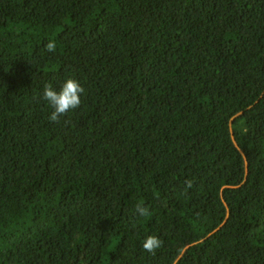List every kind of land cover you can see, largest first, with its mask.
Masks as SVG:
<instances>
[{
	"label": "trees",
	"instance_id": "trees-1",
	"mask_svg": "<svg viewBox=\"0 0 264 264\" xmlns=\"http://www.w3.org/2000/svg\"><path fill=\"white\" fill-rule=\"evenodd\" d=\"M0 264H264V0H0Z\"/></svg>",
	"mask_w": 264,
	"mask_h": 264
},
{
	"label": "clouds",
	"instance_id": "clouds-1",
	"mask_svg": "<svg viewBox=\"0 0 264 264\" xmlns=\"http://www.w3.org/2000/svg\"><path fill=\"white\" fill-rule=\"evenodd\" d=\"M44 48L47 52H55V41H48ZM85 93V89L80 82L75 78L69 76L63 83L57 88L52 83H45L43 85L42 99L47 102L48 106L52 109L48 120L52 123H60L61 118L66 117L67 114L80 107L81 96ZM193 184L192 180H186V188H191ZM135 212L140 217H149L151 212L148 207L142 203H137ZM163 241L155 235H148L145 237L142 247L148 253L155 255L156 250L162 247Z\"/></svg>",
	"mask_w": 264,
	"mask_h": 264
}]
</instances>
